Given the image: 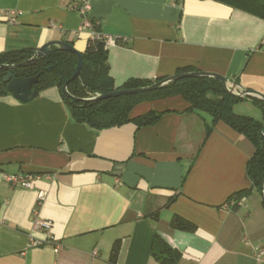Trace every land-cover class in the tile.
Wrapping results in <instances>:
<instances>
[{
    "label": "crops",
    "instance_id": "0c3cea01",
    "mask_svg": "<svg viewBox=\"0 0 264 264\" xmlns=\"http://www.w3.org/2000/svg\"><path fill=\"white\" fill-rule=\"evenodd\" d=\"M79 1L0 0V55L53 40L85 51L93 37L82 29ZM90 3L116 88L191 68L264 94L263 18L216 0ZM256 99L233 109L264 122ZM189 107L179 96L143 102L132 116L162 112L155 124L96 130L74 120L57 87L26 103L1 96L0 264H166L153 252L156 238L157 254L164 243L180 253L175 264H264V201L246 170L256 147ZM246 189L245 205L224 208ZM177 216L195 228H174ZM39 218L53 222V240L34 230Z\"/></svg>",
    "mask_w": 264,
    "mask_h": 264
},
{
    "label": "trees",
    "instance_id": "16d2710c",
    "mask_svg": "<svg viewBox=\"0 0 264 264\" xmlns=\"http://www.w3.org/2000/svg\"><path fill=\"white\" fill-rule=\"evenodd\" d=\"M235 8L242 9L264 19V0H216ZM36 52L33 50L9 51L0 55V64H16L25 62L19 68H0V97L10 93L3 82L8 72L13 71L19 77L39 75V82L34 84L33 89L38 92L57 87L61 92L65 83L73 75L78 61L76 53L53 51L44 58H34ZM83 67L80 75L68 84V90L76 97L88 98L94 94H105L116 89H132L140 86L155 83L148 80L132 79L122 87L116 88L114 81L109 74L108 53L102 39L91 38L88 41L85 51L81 52ZM53 66V70L48 67ZM191 68H183L178 73L192 72ZM162 80V79H160ZM158 80V81H160ZM71 115L75 121L85 123L88 126L103 130L106 128L121 126L128 122H134L138 126L155 124L163 114L156 110H150L145 114L132 116V112L143 102L155 101L168 97L179 96L186 100L190 107L188 111L207 113L213 117V123L222 121L246 135L256 147L255 154L247 162V175L252 181V188L261 190L264 181V122L251 116L240 115L234 111V105L242 97L232 95L227 91L224 84L212 77H187L172 81L165 86L150 92L123 95L108 98L106 100H74L63 94ZM264 107V100H257ZM212 125H209L207 132L210 133ZM250 190H242L232 197L240 198L249 194ZM174 228L192 230L195 225L183 219L175 217L172 220ZM157 238L154 241V254L166 264L177 263L181 255L169 245L164 243L163 253L155 252L159 246ZM114 257L118 252V246L114 247ZM163 256V257H162Z\"/></svg>",
    "mask_w": 264,
    "mask_h": 264
},
{
    "label": "water",
    "instance_id": "95a60500",
    "mask_svg": "<svg viewBox=\"0 0 264 264\" xmlns=\"http://www.w3.org/2000/svg\"><path fill=\"white\" fill-rule=\"evenodd\" d=\"M53 51H62V52H71L76 53L78 56L77 66L73 73V75L69 78V80L65 83V85L62 88V93L67 95L69 98L74 100H82V101H90V100H106L108 98L113 97H119L123 95H131V94H138V93H145L157 90L166 84L182 79L187 77H212L215 79H218L221 81L227 91L231 93L234 96L237 97H258L264 100V94L260 93L259 91L255 90H249L244 89L242 87H238L237 89H232L230 87L231 81L227 79L226 77L212 72H206V71H192V72H183V73H176L172 76L166 77L160 81H157L155 83H152L150 85L146 86H140L132 89H116L112 92L105 93V94H96L93 97L88 98H80L74 96L72 93L68 90V84L72 82L75 78H77L80 75L81 69L83 67V57L81 52H79L71 43L63 40H53L46 44H44L42 47H40L37 51L35 56H33L30 60H33L34 58H44L49 53ZM26 63H16V64H0V68H6V69H14L24 66ZM49 70H53V66L48 67ZM3 82L6 83V87L8 91L18 100L26 103L31 100H33L36 95L38 94V91L36 89H33L34 84H37L39 82V75L34 76H28V77H19L14 73L13 71H10L7 73V75L3 78ZM263 140H264V133L262 134ZM261 194L264 201V181L261 186Z\"/></svg>",
    "mask_w": 264,
    "mask_h": 264
},
{
    "label": "built area",
    "instance_id": "2783aa9c",
    "mask_svg": "<svg viewBox=\"0 0 264 264\" xmlns=\"http://www.w3.org/2000/svg\"><path fill=\"white\" fill-rule=\"evenodd\" d=\"M75 9L77 10V12L83 17V23H82V29H89L92 32V37L96 38V39H103V35L97 30V26L98 24L93 22L90 18H89V12L91 10V3L90 0H80L79 3H77L75 5ZM107 39V40H106ZM106 42L108 43H115L116 39L114 37L111 36H107L106 37ZM230 87L232 89H234L232 87V85H230ZM96 94L92 95L91 97L95 96ZM9 179L12 182L15 183H21L24 186H30V181L29 179H27V177L21 176V175H13L11 177H9ZM40 198H43V195H40ZM246 204L245 198H236V197H231L230 199H228V201L224 204V208L225 209H235L238 208L240 206H243ZM52 225L53 222L51 220H46V219H36L34 222V230L35 231H44L47 233L48 235V239L49 240H53L52 238V234H51V230H52ZM46 241V242H49ZM45 241L42 240H37V239H32V243L34 245H42L44 244ZM60 248L59 245H57L55 247L56 251H58Z\"/></svg>",
    "mask_w": 264,
    "mask_h": 264
}]
</instances>
